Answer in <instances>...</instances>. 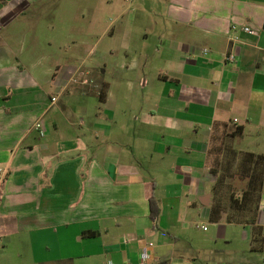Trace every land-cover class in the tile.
<instances>
[{"label":"crops","instance_id":"crops-1","mask_svg":"<svg viewBox=\"0 0 264 264\" xmlns=\"http://www.w3.org/2000/svg\"><path fill=\"white\" fill-rule=\"evenodd\" d=\"M67 1L105 36L119 23L115 60H64L76 35L48 17L64 0H0V264H143L150 241L146 264H264V187L262 241L201 221L213 133L242 125L236 148L264 153V0Z\"/></svg>","mask_w":264,"mask_h":264},{"label":"rangeland","instance_id":"rangeland-1","mask_svg":"<svg viewBox=\"0 0 264 264\" xmlns=\"http://www.w3.org/2000/svg\"><path fill=\"white\" fill-rule=\"evenodd\" d=\"M66 1V2H65ZM78 1H84V0H78ZM120 2L123 5V9L126 10V12H130L129 4H131L130 0H120ZM149 3H154L153 0H144V4L146 5V8L149 7ZM67 0H64V3L62 4V7L58 10L52 11L51 15L48 16L51 20H55L58 27L57 31H59L60 36L62 37L63 34L68 31V33L76 35V42L73 40H61V45L65 44L66 51L61 52L62 57L64 60H70L71 62L80 63L82 61H85L86 63L90 60L92 56H94L95 49L98 51L99 54H102L105 52L107 47L114 46L117 48V51H115L114 54H109L108 60H115L117 58L118 52L121 51V45H122V33L119 32V23H116L117 25L114 26V32L115 35L112 36L111 34H107L108 36H105V29L107 28V21L105 18L103 19H95V13L94 12H100V11H92L89 9H85L84 6H82L81 9H72L71 5H69ZM107 14H109V20L113 17L112 11H106ZM145 15V14H144ZM144 15L141 16L144 17ZM146 17H148L146 15ZM114 19V17H113ZM112 26H110L111 28ZM93 31L95 33V37H93L90 32ZM71 38H74L73 36ZM57 41H55L54 46L58 44ZM62 42V43H61ZM95 46L96 48L92 50V47ZM56 51V48L52 49ZM69 56V57H68ZM66 58V59H65ZM82 77V76H81ZM80 77V78H81ZM81 79H85L82 77ZM89 79V78H88ZM86 83L92 84L91 86L95 87V84L100 85L101 81L95 76V81L91 83L90 81H87ZM223 127H220L218 131L216 132V136L214 141L210 143V151L212 153L209 155V161H210V167L215 164L216 158L220 156L222 165L220 166V172L219 175L223 177V181H220L218 183V175L214 174L216 177V181H214V184L211 186L210 193L212 197V202L214 198L216 197V194L214 193V189H217V197L219 195L226 194L225 198H228L227 188L229 184H239L240 186L245 187L246 181H244L242 178H239V176H235L234 178H229V174L232 173L236 169V162L234 160V156L231 154V152L224 148V146L228 144H232L234 147L235 140H231L229 138L223 137ZM219 148L223 149L221 152H219ZM238 149V148H237ZM211 170V169H210ZM217 184V187L215 186ZM204 223L208 225L209 231L213 229V226L211 224V219H201Z\"/></svg>","mask_w":264,"mask_h":264},{"label":"trees","instance_id":"trees-1","mask_svg":"<svg viewBox=\"0 0 264 264\" xmlns=\"http://www.w3.org/2000/svg\"><path fill=\"white\" fill-rule=\"evenodd\" d=\"M100 100L104 101L107 97V83H102L98 89ZM223 127V137L231 140L240 137L244 132L242 125L225 123L221 125ZM220 128V127H219ZM218 128V129H219ZM216 130V132L218 131ZM216 132L212 135L214 141ZM211 140V142H212ZM234 156L236 162V169L230 173L229 178L239 176L245 183V187L239 184L231 183L227 188L228 198L224 195L217 197V189H214L216 197L214 198L210 208L211 221H222L233 223L252 224L254 226V240L262 241V229L257 224V217L260 208V201L262 199L263 187H264V153H256L253 151H243L234 147L232 144L224 146ZM223 149L219 148V152ZM212 153L210 148L208 149V156ZM222 161L220 156L216 158L215 164L211 166V171L218 175V183L223 181V177L219 175L220 166ZM217 187V184L215 185ZM152 206L155 203L152 197ZM154 217H156L154 215Z\"/></svg>","mask_w":264,"mask_h":264},{"label":"built area","instance_id":"built-area-1","mask_svg":"<svg viewBox=\"0 0 264 264\" xmlns=\"http://www.w3.org/2000/svg\"><path fill=\"white\" fill-rule=\"evenodd\" d=\"M243 29L247 32H250V33H257L256 29L252 28L251 26H244ZM238 43V40H234V45H236ZM210 52V50L208 48H205L204 49V53L205 54H208ZM225 59L226 60H230V61H236V59H238V56H237V52L235 50H230L228 51L226 54H225ZM35 127L39 130L40 134L43 135L44 132H45V128H44V124L42 121L38 120L36 121L35 123ZM5 168L0 166V181H2L5 177ZM203 227L206 229L207 226L206 225H203ZM154 246V242L150 241L148 244H146L142 251H141V255H140V258H141V262L143 264H146L150 259H151V248ZM109 264H113V261H109Z\"/></svg>","mask_w":264,"mask_h":264}]
</instances>
